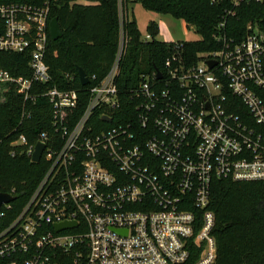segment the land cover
I'll list each match as a JSON object with an SVG mask.
<instances>
[{
    "label": "built area",
    "instance_id": "1",
    "mask_svg": "<svg viewBox=\"0 0 264 264\" xmlns=\"http://www.w3.org/2000/svg\"><path fill=\"white\" fill-rule=\"evenodd\" d=\"M51 1L0 3V50L27 53L32 70L15 76L0 68V85L23 95L14 130L32 117L29 103L46 97L51 107V129L13 142L31 160L44 144L47 168L20 213L0 227V264H52L58 251L81 264H217L214 180L264 183V28L250 22L237 39L223 17L214 48L190 61L183 43L171 41L162 67L125 91L120 77L130 37L121 29L108 72L85 89L77 116L80 89H41L52 80ZM245 1L231 0L228 14ZM120 116L125 120L113 122ZM4 207L11 202L1 207L0 222ZM68 221L76 225L56 229Z\"/></svg>",
    "mask_w": 264,
    "mask_h": 264
},
{
    "label": "trees",
    "instance_id": "2",
    "mask_svg": "<svg viewBox=\"0 0 264 264\" xmlns=\"http://www.w3.org/2000/svg\"><path fill=\"white\" fill-rule=\"evenodd\" d=\"M44 1L0 0V3L41 4ZM130 2H138L147 10L171 14L193 26L201 38L179 41L183 43L184 56L190 61L197 60L198 52L216 46L213 34L223 17L227 18L226 32L237 39L246 35L250 22H257L264 28V0H246L232 14H228L233 8L231 0H89L73 4L70 0H52L50 16L58 18L63 35L57 40L49 35L46 61L52 80L41 85V89L53 86L80 89L82 104L76 110L77 116L88 99L85 89L108 72L121 29L130 37L120 77L123 91L137 85L141 74L161 68L173 51L174 42L157 38L159 27L154 21L147 29L152 40L142 39L137 20L129 15ZM29 62L27 53L0 50V68L15 76H30ZM77 66L85 69L91 78L89 84L81 83ZM93 75H96V81L92 79ZM129 100V96L123 98L129 106L126 112L132 116L134 109L127 103ZM28 105L33 115L15 131L21 120L23 95L11 83L0 85V191L15 196L11 208L4 207L0 227L9 224L20 213L47 168L45 159L34 162L24 151L25 146L13 144L20 133L34 141L40 131L51 129V107L47 98L40 97L36 104ZM122 120L125 118L120 116L113 122ZM210 208L216 215L217 264H264V183L215 179ZM52 264L81 263H76L71 253L58 251Z\"/></svg>",
    "mask_w": 264,
    "mask_h": 264
},
{
    "label": "rangeland",
    "instance_id": "3",
    "mask_svg": "<svg viewBox=\"0 0 264 264\" xmlns=\"http://www.w3.org/2000/svg\"><path fill=\"white\" fill-rule=\"evenodd\" d=\"M130 16L137 20L138 28L142 34H146L148 25L154 21L158 24L159 32L157 38L161 41L199 40L201 35L193 26L171 14H161L147 10L138 2L129 3Z\"/></svg>",
    "mask_w": 264,
    "mask_h": 264
},
{
    "label": "water",
    "instance_id": "4",
    "mask_svg": "<svg viewBox=\"0 0 264 264\" xmlns=\"http://www.w3.org/2000/svg\"><path fill=\"white\" fill-rule=\"evenodd\" d=\"M50 34L54 40L59 39L63 35V31L61 29V26H60V23H59V20L57 17H53L50 21ZM214 63L215 62H213V61H209V64L211 66H213ZM77 70H78V74H79V78H80L81 83L83 85L88 84L90 79H89L85 69L81 66H77ZM157 76L160 78L161 73L158 72ZM108 119L109 118H107V120ZM44 147H45V145L42 143H38L36 145L35 152H34L33 157H32L33 161H35V162L40 161ZM14 198H15V196H13L12 194H10L8 192L0 191V210H1V207L3 206V204L12 202L14 200ZM73 225H76V222H69L68 221V222L58 223L55 225V227L57 230H61L64 228L71 227Z\"/></svg>",
    "mask_w": 264,
    "mask_h": 264
},
{
    "label": "crops",
    "instance_id": "5",
    "mask_svg": "<svg viewBox=\"0 0 264 264\" xmlns=\"http://www.w3.org/2000/svg\"><path fill=\"white\" fill-rule=\"evenodd\" d=\"M129 7V6H128ZM129 15H130V13H129ZM131 18L133 17V16H130ZM148 33V30L146 31V34ZM146 34H142V36H145ZM158 36V35H157Z\"/></svg>",
    "mask_w": 264,
    "mask_h": 264
}]
</instances>
